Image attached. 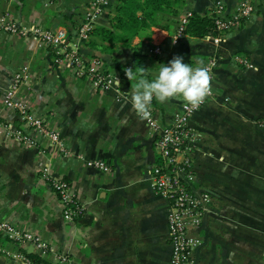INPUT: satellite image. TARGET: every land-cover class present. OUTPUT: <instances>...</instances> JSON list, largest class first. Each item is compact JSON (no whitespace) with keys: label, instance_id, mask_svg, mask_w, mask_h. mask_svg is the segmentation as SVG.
I'll use <instances>...</instances> for the list:
<instances>
[{"label":"crops","instance_id":"1","mask_svg":"<svg viewBox=\"0 0 264 264\" xmlns=\"http://www.w3.org/2000/svg\"><path fill=\"white\" fill-rule=\"evenodd\" d=\"M88 1L0 0V14L8 10L19 26L72 31ZM241 1L181 0L176 18L167 15L127 41L120 35L108 49L91 31L78 49L103 56L123 73L118 84L104 88L60 65L53 49L30 31H0V219L40 233L52 251L67 254L65 264H168L170 203L154 190L151 167L159 154L154 134L132 109L125 69L144 67L152 80L159 64L175 55L193 67L213 59L215 94L190 121L198 132L191 149L194 184L210 196L200 221L189 227L193 255L196 264H264V0H247L253 11L218 35L186 31L173 42L183 13L220 5L229 15ZM122 2L106 0L94 27L112 28ZM92 38L94 45L87 42ZM155 44L161 51L149 53ZM17 71L27 75L19 89L31 109L58 129V145L43 137L28 144L14 135L21 120L1 97ZM181 101L153 99L151 105L166 116ZM94 157L110 170L87 165ZM53 175L70 183L81 205L73 220L64 218ZM16 246L0 233V264H22L7 252Z\"/></svg>","mask_w":264,"mask_h":264},{"label":"built area","instance_id":"2","mask_svg":"<svg viewBox=\"0 0 264 264\" xmlns=\"http://www.w3.org/2000/svg\"><path fill=\"white\" fill-rule=\"evenodd\" d=\"M105 2L106 0H89L86 13L72 31L65 27L40 24H33L29 27L19 26L12 20L8 10L0 14V31H10L16 34H26L27 31H30L32 35L39 36L45 45L53 49L57 55L54 59L60 65L71 68L75 75L88 76L93 80L95 86L101 88L112 84L116 85L123 75L116 63L97 54L87 55L78 49V43L88 38L94 27L95 18L104 10ZM253 9L252 3L244 0L239 3L234 12L225 15L221 6L218 5L213 9L216 14V28L219 32H223L236 26ZM189 14L190 12H186L179 17L174 34L176 39L186 32ZM148 50L149 53H159L161 48L155 44ZM204 66L208 68L211 77V92L206 97V101L215 94L213 88L214 60L208 59ZM26 76L24 72H15L1 97L3 105L13 110L21 120V124L13 128V133L28 144L37 143L39 137H43L47 138L49 143L58 145L60 143L58 129L54 125H50L43 114L31 109L28 99L20 92L19 86ZM201 105L192 109L191 106H186L182 100L172 112H167L166 116L160 115L159 109L151 105L150 119L145 120L151 133L154 134V144L159 154V161L151 167L152 184L154 190L167 197L170 203L168 264H196L193 255L196 241L189 233V227L200 221L210 200L208 191L198 189L194 184V166L191 155L192 144L198 136V132L190 121L193 113ZM86 164L105 171L110 170L107 162L98 157L87 159ZM43 171L47 172L48 168L44 167ZM51 182L63 204L64 218L73 220L80 212L81 205L70 183L62 176L57 175L51 177ZM0 233L16 243L15 249L7 252L22 264H47L36 261L27 253L44 257L49 252V257L52 259L48 258L47 260L51 263L65 264L67 262V254L52 251L50 242L40 233L29 229H20L10 219H0Z\"/></svg>","mask_w":264,"mask_h":264},{"label":"clouds","instance_id":"3","mask_svg":"<svg viewBox=\"0 0 264 264\" xmlns=\"http://www.w3.org/2000/svg\"><path fill=\"white\" fill-rule=\"evenodd\" d=\"M176 38H173L175 42ZM125 73L131 83L130 103L141 120L150 119L153 99L165 103L172 99H182L186 106L198 108L211 92L209 70L199 61L196 67L184 63L183 57L175 55L167 64H159L155 78H147V70L126 68Z\"/></svg>","mask_w":264,"mask_h":264},{"label":"trees","instance_id":"4","mask_svg":"<svg viewBox=\"0 0 264 264\" xmlns=\"http://www.w3.org/2000/svg\"><path fill=\"white\" fill-rule=\"evenodd\" d=\"M123 1L122 5L118 8L119 12L112 17V28H130L131 33L124 35V41H127L130 36L136 33L142 26H147L146 18L153 19L154 14L157 11L169 12L176 18L178 15V6L173 5L181 0H120ZM216 14L213 10L206 12L191 11L188 16V22L186 24V31L196 36L218 35L219 32L215 24ZM76 26V25H75ZM127 26V27H126ZM105 26L94 27L93 34L107 35L117 38L113 29ZM88 44L94 45L95 39H89ZM30 257L36 261H42L47 264H53L46 258L40 257L33 253H27Z\"/></svg>","mask_w":264,"mask_h":264},{"label":"rangeland","instance_id":"5","mask_svg":"<svg viewBox=\"0 0 264 264\" xmlns=\"http://www.w3.org/2000/svg\"><path fill=\"white\" fill-rule=\"evenodd\" d=\"M173 5L175 6V5H177V6H179L180 5V2H177L176 4H174L173 3ZM176 7V6H175ZM167 15H170V16H172V14L171 13H169V12H164V11H157L155 14H154V16H153V19H151V18H146L145 19V21H146V23H149V25H147V26H142L141 27V29H146V28H150V26L152 25V24H156V23H160L161 21H163L164 20V18L165 17H167L168 18V16ZM127 27V26H126ZM117 34H115L116 35V37L117 36H120V35H128V34H130L131 33V29L130 28H118L117 30ZM101 39H103L104 41L102 42V43H100V44H104L105 45V49H108L109 48V44H112L113 42H114V40L116 39V38H114V37H110V36H107V35H100L99 36ZM124 37V36H123Z\"/></svg>","mask_w":264,"mask_h":264}]
</instances>
